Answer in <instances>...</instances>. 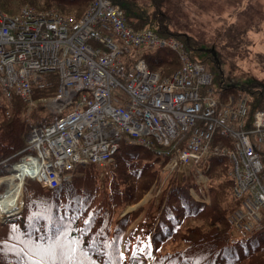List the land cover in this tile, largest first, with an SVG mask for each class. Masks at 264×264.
I'll list each match as a JSON object with an SVG mask.
<instances>
[{"label": "built area", "instance_id": "2783aa9c", "mask_svg": "<svg viewBox=\"0 0 264 264\" xmlns=\"http://www.w3.org/2000/svg\"><path fill=\"white\" fill-rule=\"evenodd\" d=\"M22 10L25 15L6 21L16 29L9 34L19 45L0 41V97L20 95L29 106L37 103L31 100L33 83L41 88L40 80L28 77L35 69L40 78L45 77L41 80L57 85L63 104L51 107L47 99H40L59 117L49 125L30 129L33 138L28 141L32 144L15 166L17 176L22 171L24 178L48 180L57 174L52 169L60 165L64 172L57 176L66 181L77 166L91 161V149H101L98 158L105 165L113 161L123 142L153 149L162 160L171 158L170 165L183 167L207 163V154L225 156L233 195L240 201L231 216L235 231L253 234L263 228L264 110L250 116L248 100H222L213 88L212 75L190 57L181 42L152 30H135L127 24L124 11L110 2L93 0L78 23L81 29L62 22L64 17L55 7L48 17L38 11L34 16L28 6ZM44 21L47 26L38 42L32 43L36 22ZM86 33L101 34L98 50L79 41ZM48 45L52 48L45 53ZM24 48L28 53L21 55ZM141 48L173 50L181 68L161 77L140 55ZM123 67L130 70L125 78L121 76ZM185 128L190 134L181 138L177 130ZM216 137L221 138L219 142L209 145L207 140ZM52 141L61 142L62 148L51 149ZM27 153L38 159L30 162Z\"/></svg>", "mask_w": 264, "mask_h": 264}, {"label": "trees", "instance_id": "16d2710c", "mask_svg": "<svg viewBox=\"0 0 264 264\" xmlns=\"http://www.w3.org/2000/svg\"><path fill=\"white\" fill-rule=\"evenodd\" d=\"M89 2L90 0H0V5L10 12L13 10L9 4H16V9L24 4L35 8L55 6L65 14L80 17ZM119 2L126 13L128 23L136 30L152 28L160 36L178 37L186 45L190 57L204 64L212 74V68L208 67L207 61L217 65L218 70V65L224 61L220 45L226 48L228 56L233 58L238 54L246 33L239 29L237 22L225 23L224 38H214V46L206 48L202 45L205 39L198 35V32H188L191 36H184V39L171 32V29H174V17L170 10L172 0H150L148 3L143 0ZM191 3L195 4L194 1ZM149 5L153 7L152 12L148 9ZM187 15L186 11L177 8L174 15L175 30L183 27L181 23L187 21L184 17ZM230 51L233 52L230 54ZM195 54H198L199 58L195 57ZM144 57L149 67L158 71L162 77L171 76L178 69L179 61L174 52L157 50L145 53ZM224 79L219 70L216 73L218 92H245L249 96L250 116L257 110L264 109V82L251 78L238 81L232 79L226 83ZM52 90L56 93L57 85H54ZM43 96L46 94H35L37 100L44 98ZM41 105L43 104L37 106ZM28 108L19 100L10 102L0 99V176L9 171L14 172L13 164L20 160L19 153L27 145L28 127L45 126L54 119L49 112L44 113L37 108L28 111ZM220 139L216 137L214 142L218 143ZM223 140L225 144H230L228 139ZM261 158L264 163V148ZM160 159L154 150L123 142L114 160L106 166V188L99 197L95 187L99 179L97 166L77 167L71 178L62 183L61 190L56 192L43 190L35 182L27 181L23 213L19 218L0 226V264H32L39 259L33 253V248L49 246H55L56 264H148V260L152 258L150 264H264V228L256 234L238 238L233 242L230 216L237 208V201L233 197L230 163L225 156H209L210 166L207 174L210 176L209 187L213 195L211 205H198L185 196V191L176 193V190H173L163 208L156 235L151 242L141 240L142 233L150 222L146 217L139 221L137 228L132 227L126 235L133 221L127 218L119 219L118 209L138 203L152 188L157 176L155 161ZM168 160L169 158L165 163ZM54 197L60 200L59 212L50 205ZM186 212L190 214L187 215ZM52 217H56L59 231L48 228L47 221ZM188 218H200L210 230L199 235L200 233H196L198 227L193 228L192 224L188 223L186 232L192 230L191 235L183 239L188 245L187 248L179 250L177 254L163 257V241L177 239V233ZM61 246L65 256H72L71 260L61 259ZM72 248L75 249L74 252L70 251Z\"/></svg>", "mask_w": 264, "mask_h": 264}, {"label": "rangeland", "instance_id": "374dc122", "mask_svg": "<svg viewBox=\"0 0 264 264\" xmlns=\"http://www.w3.org/2000/svg\"><path fill=\"white\" fill-rule=\"evenodd\" d=\"M148 3L150 0H143ZM194 1L195 4L191 3ZM202 1V2H201ZM203 3V4H202ZM28 4H24L15 8L16 4L9 7L13 12H18L22 7H25ZM2 7V6H1ZM199 7L203 8L202 10ZM177 8L180 11H186L188 13L187 16H184L187 21L181 23V28L175 30V13L177 12ZM2 9L6 11L3 7ZM58 9V8H57ZM149 11H153V7L149 5ZM123 10V9H122ZM171 15L174 17V22L171 29V32L175 33L177 36H181L182 39L185 37L191 36L190 33L198 32V35L202 36L205 39V43L202 45L206 48H211L214 46L213 39L217 38L223 39L225 36L224 28L225 23L237 22L239 25V29L244 30L246 33L242 39V43L240 48L238 49V54L235 57H229L226 48L220 45L219 49L221 52V56L224 58V61L218 65L207 61L209 64L208 67L212 68L213 74L208 71L215 82L213 88H219V83L216 81V73L220 70L221 74L225 78L224 81L227 83L229 80H251V78H255L264 82V0H172V5L170 7ZM10 12V11H7ZM62 12V11H61ZM12 13V12H11ZM73 15V14H69ZM75 16V15H74ZM193 25L190 27L189 25ZM170 38H175L176 40H180L178 37L174 35H166ZM144 48H141L140 51H143ZM189 51V50H188ZM219 53V51H217ZM233 51H230V54ZM136 54L137 51H134ZM197 58H199L198 54H195ZM202 56V55H200ZM202 59V57H200ZM125 60V57H123ZM200 59V60H201ZM195 61V60H194ZM198 62V61H197ZM180 62L178 65V69H180ZM210 68V69H211ZM177 69V70H178ZM207 69V68H206ZM176 70V71H177ZM174 71V73L176 72ZM158 72V71H155ZM159 73V72H158ZM173 73V74H174ZM162 77V76H161ZM168 77V76H167ZM218 92V91H217ZM218 96L222 100L230 101L232 100L234 103L238 102L241 99L249 100V96L243 92L239 91L237 93L233 92L227 94H223L222 92H218ZM28 110H33L35 108L42 110L44 113L52 112L47 109L45 104L38 107L35 104H31L28 106ZM51 109V107H50ZM259 110H264L259 109ZM31 127H28L27 135H26V149L30 148L31 142L28 141L27 136ZM22 160L24 157L23 153H19ZM210 154L206 155V159H209ZM18 161V162H19ZM155 168L157 169V176L155 184L152 186L150 190L142 197L138 203L127 206L123 209H118L119 219L127 218L133 221L134 223H138V221L146 219H150L151 229L155 232L158 227V219H160L164 206L167 203L169 198V194L176 190L177 192L185 191V196L190 200H193L198 205L201 206H209L213 202L212 189L209 187L210 185V176L207 174V171L210 163L201 162L198 167H194L192 170L190 168H183L179 165H166V163L160 164L158 160L155 161ZM2 166V164H1ZM15 163L13 164V170L17 171L15 168ZM176 166V168H175ZM189 170L190 172H187ZM6 176L0 177V182L3 184L0 187V194L6 193L9 188V180H3L10 176H14L17 178V174L12 172L5 173ZM230 175V170H229ZM99 179L96 182L95 187L97 188L98 197L104 192L106 188L105 177H107V167L99 169ZM71 178V177H69ZM231 178V176H230ZM29 181V177L26 178ZM17 180H19L17 178ZM176 186H178L176 188ZM201 189L203 191H201ZM151 196L149 197V195ZM236 197V196H235ZM234 197V199H235ZM237 199V200H236ZM235 201H237V207L240 204L239 199L236 197ZM117 212V213H118ZM189 215L190 213H187ZM190 223L193 228L197 226V232L202 235L203 233H207L210 228L205 225L200 218L187 219L186 223H183L181 229L177 233L179 237L177 239H167L163 241L161 245L162 256L167 257L170 254H177L179 250H183L187 248V243L183 240L184 238L189 237L191 235L190 232H186V225ZM264 224V221H263ZM132 228V225L128 227L126 231V235L129 230ZM195 233V234H196ZM194 234V235H195ZM256 234V233H254ZM193 235V236H194ZM152 241V240H149ZM172 252V253H170ZM154 256V255H153ZM170 260V259H169ZM153 261V258L148 262L150 264Z\"/></svg>", "mask_w": 264, "mask_h": 264}, {"label": "bare ground", "instance_id": "6f19581e", "mask_svg": "<svg viewBox=\"0 0 264 264\" xmlns=\"http://www.w3.org/2000/svg\"><path fill=\"white\" fill-rule=\"evenodd\" d=\"M101 1L103 3L110 2L114 7H118L120 9V11L123 9L121 4H120V2H119V0H101ZM92 2H93V0H90L88 7L83 11L82 15L80 17H78V18H75V19H73L72 16H70L69 14H65V13L61 12L57 8H55V9H57L61 13V15L64 17L62 19V22L67 23L68 25L70 23L71 27H75L76 26V27L81 29L82 27L80 25H78V23L82 19V17L87 13L88 9L92 6ZM26 6L30 7L32 12L34 11V16H36V11H38V12H41L44 16H47V17L51 16L50 13H49V10L53 9L55 7V6H53V7H45V8H35L34 6H32L30 4H28ZM124 13H125V11H124ZM23 15H25V12L22 9L18 10V12H12L11 13V12L4 11L2 9L1 5H0V41L8 42V43L16 45V46L19 45V42L12 40L11 39V35L9 34L11 31H14L16 29L10 28V26L8 24H6V21L10 20V19H13L14 17H21ZM125 18H126V13H125ZM71 19H73V20H71ZM126 22H127L128 25L133 27L131 24L128 23L127 18H126ZM47 24H48V21L36 22L35 31L33 32V35L31 36L32 43H34V42L37 43L38 42V38L43 33V31H44L45 27L47 26ZM4 29H5V31H4ZM64 30H65V28H64ZM142 30H152L153 32H155L152 28H145V29H142ZM55 32L52 33V34H55ZM157 35L160 36L159 34H157ZM100 37H101V34L86 33L85 36H82V35L79 36V41L81 43H85V44L89 45V47L93 51H96V50H98L100 48V45H99ZM160 37H163V36H160ZM163 38H169V37L165 36ZM178 41L181 42L185 46L186 51L190 54V52L188 51V49H187L186 45L184 44V42H182L180 40H178ZM51 48H52V45H48L44 49L45 53H48ZM157 50H168V51L174 52L173 50H170L168 48H162V49H156V50H144V51H142L140 53V55L146 60V58L144 57L145 53L154 52V51H157ZM27 53H28V50L26 48L20 50V54L21 55H26ZM174 53L176 54V56L178 58V54L176 52H174ZM121 61L123 63L124 59H121ZM178 61H179V58H178ZM146 62H147V60H146ZM123 65H124V63H123ZM148 66H149V64H148ZM121 70H122V73H121L122 78H125L130 72L129 68H127V67H123ZM51 75H52V73L49 74V76H51ZM32 76L37 77L40 80L41 88L36 83H33V95H32V99L31 100L36 99V97H35L36 92L45 93L46 96H43V97L48 100L49 106H51V107L58 106L59 108H61V105L63 104L62 96L59 97L58 94L55 93L52 90V86L49 83L45 82L44 80H41L42 78H45V77H43L41 75L42 78H40L38 76V73H37V71L35 69L31 73L29 72L28 77H32ZM22 88H25V87H22ZM172 94L175 95V90L172 91ZM3 98L6 101H10V102L13 101V100H19V101L23 102L24 104L29 103V101H25L20 95H13V97L10 98V99H7L5 97H3ZM68 105H73V102L68 103ZM28 111H31V110H28ZM52 122L53 121H51L47 125L51 124ZM197 124L198 123H196V125ZM33 126H37V125H32L31 128ZM38 127H44V126H38ZM190 131L191 130L189 128H185L183 130H177V133H179V136L181 138H184L185 136L190 134ZM28 137L29 138H33V135L29 134L27 136V139H28ZM207 141L209 142V145H216V143L213 140H207ZM133 144H136V143H133ZM50 147H51V149L62 148V143L59 142V141H52V142H50ZM144 148H146V147H144ZM45 149L49 151V149H47L46 147H45ZM146 149L147 150H151V149H148V148H146ZM24 150L25 149H23L21 151L23 153V155L25 153V152H23ZM100 151H101V149H99V148L91 149L90 150V153L92 154V156H90L91 161L83 162L79 166H97L99 169L104 168L105 166H107L109 163L104 165L103 162H101L100 158H98L100 156V154H101ZM154 152H155V154H157V152L155 150H154ZM93 155H95V156H93ZM27 158L29 159L30 162L38 159V157L33 156L31 153H27ZM113 160H114V158H113ZM19 162H16L15 165L18 164ZM207 163H210V162H207ZM33 164H35L36 166L39 167L38 164H36V163H33ZM59 166L60 165L55 166V168H53L52 171L54 170L57 174L63 173L64 170L61 168V166L60 167ZM79 166H77V167H79ZM73 172L70 173V177L72 176ZM13 173L17 174L16 171H14ZM57 174L49 176L48 180H46V179H44L42 177H39V176H33L32 178L29 179V182H33V183L35 182L43 190H47L49 192H51V191L52 192H56L58 190H61L62 183L64 182V180L61 181L60 176L59 175L57 176ZM4 176H6V175H4ZM0 177H2V176H0ZM17 178L19 180H17ZM17 178L14 175V176H10V177H8L6 179H3V180H9V188L6 191V193L0 194V226H4L5 224H7V222L11 220V216H13V215L16 218H19V216H21V214L24 211V208H25V203H24V199H25V185H26V182L28 180L26 178H24V175L22 174V171H21V173L19 171V175L17 176ZM98 178H99V176H98ZM1 182H0V187L3 186V184ZM42 186L45 187V188H43ZM150 196H151V194L149 195V197ZM50 205L53 207V209H55L57 212H59L60 207H61L59 198L54 197V200L52 202H50ZM158 221H159V219H158ZM138 223H139V221H138ZM138 223H134L133 222V223H131V225H132L133 228H137ZM47 226H48L49 229L57 230L58 224L56 222V217H52L51 220H48L47 221ZM57 231H59V230H57ZM155 235L156 234L151 229L150 224H148L146 229H144V231L142 233V239L141 240L142 241H144V240H148V241L149 240H153Z\"/></svg>", "mask_w": 264, "mask_h": 264}, {"label": "snow or ice", "instance_id": "6c2138e0", "mask_svg": "<svg viewBox=\"0 0 264 264\" xmlns=\"http://www.w3.org/2000/svg\"><path fill=\"white\" fill-rule=\"evenodd\" d=\"M71 252H74L75 249H70ZM33 253L39 257L37 261L32 262V264H56V249L55 246H49L48 248H42V247H35L33 248ZM64 258L71 260V255H66L63 250V246H61V259Z\"/></svg>", "mask_w": 264, "mask_h": 264}, {"label": "water", "instance_id": "95a60500", "mask_svg": "<svg viewBox=\"0 0 264 264\" xmlns=\"http://www.w3.org/2000/svg\"><path fill=\"white\" fill-rule=\"evenodd\" d=\"M13 218H15V216L13 215V216H11V219H13Z\"/></svg>", "mask_w": 264, "mask_h": 264}, {"label": "flooded vegetation", "instance_id": "af4514ba", "mask_svg": "<svg viewBox=\"0 0 264 264\" xmlns=\"http://www.w3.org/2000/svg\"><path fill=\"white\" fill-rule=\"evenodd\" d=\"M212 53L214 54V50H212Z\"/></svg>", "mask_w": 264, "mask_h": 264}]
</instances>
